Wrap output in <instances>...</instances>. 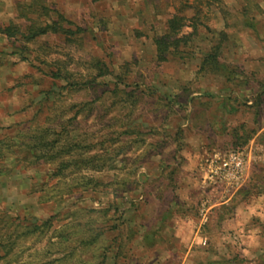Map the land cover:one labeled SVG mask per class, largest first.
Segmentation results:
<instances>
[{
	"label": "rangeland",
	"instance_id": "obj_1",
	"mask_svg": "<svg viewBox=\"0 0 264 264\" xmlns=\"http://www.w3.org/2000/svg\"><path fill=\"white\" fill-rule=\"evenodd\" d=\"M260 1L199 0L210 31L200 30L190 54L159 62L154 39L173 14L190 17L197 0H0L2 29L59 22L83 30L70 42L0 34V264H264V237L252 224L262 215L232 223L236 212L223 210L205 226L206 208L243 186H202L206 158L239 148L256 174L248 201L264 196L251 144L264 125ZM222 32L223 67L201 72ZM58 67L93 82L71 89L48 75ZM54 139L68 148L53 160L57 150L44 145ZM184 168L201 179L188 184L186 200ZM167 206L176 215L157 211ZM178 218L186 223L173 229ZM36 224L45 233L26 234ZM250 230L257 235L248 240ZM197 232L193 245L170 240Z\"/></svg>",
	"mask_w": 264,
	"mask_h": 264
},
{
	"label": "trees",
	"instance_id": "obj_2",
	"mask_svg": "<svg viewBox=\"0 0 264 264\" xmlns=\"http://www.w3.org/2000/svg\"><path fill=\"white\" fill-rule=\"evenodd\" d=\"M201 1V0H200ZM198 5L190 7L193 11L192 15L190 17L186 15H179V14H173L172 17L167 21L166 31L163 35L157 36L154 39V44L156 46V52H157V59L159 62H167L169 60V56H174L177 53H180L182 49H185L186 54H190L192 51H190L193 47V43L195 41V37L199 35V32L202 28L210 31L209 24L206 23L204 17L201 15V7L199 6V0H197ZM60 20L63 22H66L68 24H71L70 21L63 18V16H60ZM188 30V32H186ZM83 30L80 28H77L76 31H73L72 29L60 25L59 22H54L51 25H46L44 27L38 26V27H29L27 30L23 33L18 27L10 25L6 28H0V34L5 35L8 38H16L18 35H21V37L25 41H33L38 37H41L43 35H46L48 33H53L57 35H62L66 37V41H69L72 39L73 36L76 34L82 33ZM221 40L219 43L213 45L210 53L205 55L202 58L201 61V72L209 73V74H217V72H220L223 65L219 62L220 59V53H221V47L224 42L227 41L228 36L226 33L222 32L220 33ZM53 79L60 80L63 78L66 80L68 87L71 89H75L81 84L86 85L87 83L91 84L90 82H93L91 80L85 81V83L82 82H75L72 81V75L64 70L62 67H58L57 70H50L49 74ZM103 75V73H102ZM101 73L99 76H102ZM95 81V80H94ZM76 116V115H75ZM45 142V140H44ZM57 140L54 139L52 142L49 141L45 143L44 146L49 147L51 150H57V152L51 153V155H48L50 159H56L59 154H65L67 150V146L61 148V150L56 147ZM59 150V151H58ZM50 152V151H49ZM50 154V153H49ZM96 157H88V158H82L79 162L84 165H90L92 160H95ZM76 163V162H75ZM73 164V161L70 162H63L59 164V169L69 167ZM261 169V167H259ZM251 171H248V176L246 179L245 184L243 187L235 194V196L232 198V200L227 205H223L220 207L213 208L209 214V224L205 225L206 227L210 226L213 219L216 217V215L219 213V211L223 210H230L231 212H235L236 207L241 204H250L252 202L253 197L251 198L250 202L248 201L251 197L250 193V186L254 183L253 181L256 180V174ZM59 173V172H58ZM58 173H55L57 175ZM242 197L245 199H242ZM255 196L254 198H256ZM244 200V201H242ZM247 201L249 203H247ZM235 214H232L231 217H234ZM49 221H47L45 224L47 225ZM223 223V222H222ZM30 231L26 234H44L45 231L42 230V225L36 224L31 225ZM259 229L261 230L260 236L264 237V224L259 225ZM0 247L5 248V245L0 241ZM7 254V253H6ZM246 261V260H245Z\"/></svg>",
	"mask_w": 264,
	"mask_h": 264
},
{
	"label": "crops",
	"instance_id": "obj_3",
	"mask_svg": "<svg viewBox=\"0 0 264 264\" xmlns=\"http://www.w3.org/2000/svg\"><path fill=\"white\" fill-rule=\"evenodd\" d=\"M260 2H262V3H260V5H261V7H262V4L264 3V0H261ZM264 7H262V9H263ZM264 10V9H263ZM252 142H251V144L252 145H254V143L256 144V153H257V159L258 160H260V161H258V162H260V164H262L261 166H262V168L264 169V125L262 126V128H260L259 130H258V133H257V135L253 138V140H251ZM206 140L204 139V138H202V155H203V153L205 152V149H206ZM199 149H200V147H199ZM256 156V155H255ZM257 159H256V161H257ZM191 161V160H190ZM248 171H249V169H248ZM249 174V173H248ZM181 176L184 178L183 179V183L184 184H181L180 186H181V189H180V193H182V196H183V198L186 200V197H187V192H188V190H191V188H192V186H189L188 187V184H194V183H196L195 181L196 180H199V178L198 179H194L193 178V176L194 175H192V174H190V173H188V169L187 168H184V171L183 172H181ZM181 177V178H182ZM204 177V175H203V173H202V178ZM200 181V183H201V179L199 180ZM204 182L202 181V186H204V184H203ZM186 196V197H185ZM232 198H233V195L232 194H230V195H227V196H223V199H222V201L221 202H217L216 204H212L208 209H206V212L208 211H211L213 208H216V207H220V206H223V205H227V204H229V202L232 200ZM187 204H188V206L186 207V208H190L191 209V204H189L188 202H187ZM162 209V210H161ZM160 210V211H159ZM176 208H173V207H169V206H167V208H165V207H162V208H160V209H157V211L158 212H161V213H163V215L165 214L166 215V213L169 215L170 213H172V214H174V215H176ZM201 212H202V209H201ZM235 212H236V214L234 215V217L235 218H232V220L230 221V222H232V223H235L236 221H237V219L239 218V216H240V214H241V216H242V218H244V216H246V214H249V213H254L255 214V216H258V215H262V218L260 219V223H256L257 222V220H255V222L254 223H252V224H256V226H254V228L256 227L257 229L259 228V225L260 224H263L264 223V196L263 197H261L260 195H258L250 204H239L237 207H236V209H235ZM162 216V215H161ZM254 216V215H253ZM252 216V219H254V217ZM162 222V220L161 219H159V221H158V224L159 223H161ZM200 223L199 224H201V226H202V221L200 220L199 221ZM241 222H244L243 224V226H246V224H248V222L247 221H241ZM253 222V221H252ZM172 228L173 229H175L177 226H180L181 224H183V223H186V222H184V220H181V218L179 219H175V220H173L172 221ZM223 223H225V222H223ZM226 224H228V223H225V226H226ZM231 224V223H230ZM229 225V224H228ZM182 226V225H181ZM242 226V225H241ZM241 226L239 227V228H236V233H237V231H241ZM253 226V225H252ZM253 228V229H254ZM255 230V229H254ZM198 233L199 232H197V234L196 235H192L191 237L190 236H188L187 237V235L186 234H183V235H177L176 233L174 234V235H171L170 236V240L171 241H174V242H180V240H182L183 242H185V243H187V244H195L196 242H200V240L202 241V238H200V236L198 235ZM239 233V232H238ZM248 234H246L247 236H245V238H247L248 240L249 239H252L253 237H254V235H257V233L255 232V233H253V230H250L249 232H247ZM234 235V234H233ZM191 250L189 249V251L186 253V256H185V260H187L188 259V257L190 256V254H191V252H190ZM249 259H251V257H248Z\"/></svg>",
	"mask_w": 264,
	"mask_h": 264
},
{
	"label": "built area",
	"instance_id": "obj_4",
	"mask_svg": "<svg viewBox=\"0 0 264 264\" xmlns=\"http://www.w3.org/2000/svg\"><path fill=\"white\" fill-rule=\"evenodd\" d=\"M248 162V155L239 148L230 149L225 153H214L205 160L204 183L238 190L246 182Z\"/></svg>",
	"mask_w": 264,
	"mask_h": 264
}]
</instances>
